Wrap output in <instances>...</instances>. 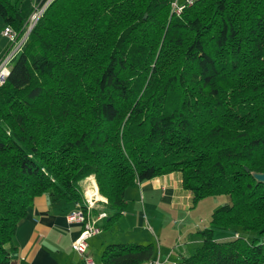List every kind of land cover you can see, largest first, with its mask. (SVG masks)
Returning <instances> with one entry per match:
<instances>
[{"label": "trees", "instance_id": "trees-1", "mask_svg": "<svg viewBox=\"0 0 264 264\" xmlns=\"http://www.w3.org/2000/svg\"><path fill=\"white\" fill-rule=\"evenodd\" d=\"M22 2L0 0L17 33ZM172 3L52 0L44 10L0 85V264L38 196L78 202L95 175L111 228L129 187L172 172L194 204L227 197L176 264H264V183L252 175L264 173V0H194L180 14ZM229 231L239 234L216 237ZM155 255L153 243L115 242L102 259Z\"/></svg>", "mask_w": 264, "mask_h": 264}, {"label": "crops", "instance_id": "crops-1", "mask_svg": "<svg viewBox=\"0 0 264 264\" xmlns=\"http://www.w3.org/2000/svg\"><path fill=\"white\" fill-rule=\"evenodd\" d=\"M47 1L23 0L21 15L24 22H27L37 5ZM174 2L182 5L187 0H174ZM3 28L4 20L0 16V62L10 46V41L2 34ZM13 60L7 64L9 70ZM129 189L126 191V209L111 228H103L105 224L103 219L96 220V225L101 231L89 238L87 250L96 264H104L102 259L104 250L108 244L115 242L153 243L155 245L156 238L160 245L159 250L156 248L154 261L145 264H154L156 261H160L161 264L171 259L176 264L184 255L191 254L193 248L195 250L202 244V239L197 233L195 239L190 237L184 250L173 258L177 247L170 248L163 244L161 236L147 227L149 217L153 221L157 219L168 221V216L160 214L162 204L170 209L173 217L176 214L190 211L196 205L193 202L192 193L184 189L180 173L173 172L157 176ZM132 190L141 194L142 201L134 194L131 195ZM79 205L78 202L56 203L52 202L47 195L38 196L34 205L28 209L27 215L18 223L12 244L13 253L10 264H84L82 256L72 247L73 241L81 234L84 224L71 222L69 219V215L79 209ZM99 215L93 214L90 218L94 219ZM237 234L239 233L219 232L216 237L224 240L233 238Z\"/></svg>", "mask_w": 264, "mask_h": 264}, {"label": "rangeland", "instance_id": "rangeland-1", "mask_svg": "<svg viewBox=\"0 0 264 264\" xmlns=\"http://www.w3.org/2000/svg\"><path fill=\"white\" fill-rule=\"evenodd\" d=\"M49 1L50 0L42 4H39L36 7L41 10L43 7L45 8V5H47ZM192 3H189V0H187L186 3L180 5L174 2L173 0L172 11L176 14H180L186 5H191ZM178 7H182V9L179 10ZM29 19H30V16L28 20ZM28 20L25 23V26L26 25L29 26ZM30 33H29V36H30ZM17 57L10 64V67L13 66V64L17 60ZM129 188L132 189V187H129ZM80 189L83 192V199L78 201V204H80L79 206L82 209H84V211L86 212L89 211L90 213L94 208L102 209V212L100 213V215L98 214L99 216L98 217L96 216L97 218H94V219L96 220L104 219L105 216L101 217V214L105 213V209L103 208H104L105 203L107 202V198L100 194L95 175H90L89 177L84 179L80 183ZM88 191L92 192L91 193L92 196L88 195ZM131 192H132V194L130 193L131 195L134 194L136 198L142 201L141 194H138L135 190H132ZM137 194L138 196H136ZM89 201L94 202L91 209H89V205H90ZM226 201H227V197L225 195L207 197V198H204L198 201L196 205H194L193 208L190 209V211L188 212L185 211L184 213L176 214V216L174 217L172 216L170 209H168V207L165 204L161 203L162 205L160 208V214H164L168 216V221L167 220L161 221L160 219L153 221V219L149 217L148 218L149 222L147 223V227L151 231L153 230L152 231L153 233H157V235L159 234L161 236L163 244L168 245L170 248H172L173 246L177 247V251L175 252L173 256V258H175L178 253H181L184 250L185 244L187 243L190 237L194 240L195 237L197 236L199 229L203 230L210 225V219H211L212 213L217 208L225 204ZM261 243H263L264 245V235L261 236ZM155 245H156V248L159 250L160 245L158 244V241L156 238H155ZM190 248H192V246ZM193 252H194V248L192 249L191 253ZM156 262L154 264H156ZM159 264H160V261H159ZM161 264H174V263L171 259L168 261L166 260L162 262Z\"/></svg>", "mask_w": 264, "mask_h": 264}, {"label": "built area", "instance_id": "built-area-1", "mask_svg": "<svg viewBox=\"0 0 264 264\" xmlns=\"http://www.w3.org/2000/svg\"><path fill=\"white\" fill-rule=\"evenodd\" d=\"M52 0H50L47 5H45V8L43 7L41 10L39 8H35L33 12L30 15V19L28 20L29 26H25L24 31L22 33H17L14 31V29L10 26H4L2 30V34L8 38L10 41V46L4 55L2 61L0 62V85H2L9 74V68L7 67V64L14 59L24 48L25 44L28 41L29 33L32 31V29L37 24L38 20L42 16L44 10L46 7L50 4ZM193 0H189V3H192ZM179 10L182 9V7H178ZM28 27V28H27ZM89 209H91L94 202H90ZM89 211L86 212L84 209L79 207V209L74 210L70 215L69 219L71 222H77L84 224V228L79 235V237L73 241L72 247L73 249L79 253L82 258L84 264H96L95 260L91 255L87 253L88 250V240L89 238L93 237L94 235H97L100 233L101 229L96 225V219L90 218ZM106 216V213H102L101 217ZM156 264H159V261L156 262Z\"/></svg>", "mask_w": 264, "mask_h": 264}, {"label": "water", "instance_id": "water-1", "mask_svg": "<svg viewBox=\"0 0 264 264\" xmlns=\"http://www.w3.org/2000/svg\"><path fill=\"white\" fill-rule=\"evenodd\" d=\"M248 170V169H247ZM253 177L260 183H264V173L260 172H253Z\"/></svg>", "mask_w": 264, "mask_h": 264}, {"label": "bare ground", "instance_id": "bare-ground-1", "mask_svg": "<svg viewBox=\"0 0 264 264\" xmlns=\"http://www.w3.org/2000/svg\"><path fill=\"white\" fill-rule=\"evenodd\" d=\"M92 192L91 191H88V195H91L92 196V194H91Z\"/></svg>", "mask_w": 264, "mask_h": 264}]
</instances>
